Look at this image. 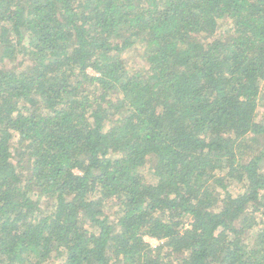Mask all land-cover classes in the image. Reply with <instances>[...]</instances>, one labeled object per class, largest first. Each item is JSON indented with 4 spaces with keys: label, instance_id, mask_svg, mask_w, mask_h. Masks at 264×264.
Wrapping results in <instances>:
<instances>
[{
    "label": "trees",
    "instance_id": "1",
    "mask_svg": "<svg viewBox=\"0 0 264 264\" xmlns=\"http://www.w3.org/2000/svg\"><path fill=\"white\" fill-rule=\"evenodd\" d=\"M0 264H264V0H0Z\"/></svg>",
    "mask_w": 264,
    "mask_h": 264
},
{
    "label": "rangeland",
    "instance_id": "2",
    "mask_svg": "<svg viewBox=\"0 0 264 264\" xmlns=\"http://www.w3.org/2000/svg\"><path fill=\"white\" fill-rule=\"evenodd\" d=\"M152 247H155L157 244H158V242L157 241H155L154 239H151V238H146L145 239Z\"/></svg>",
    "mask_w": 264,
    "mask_h": 264
}]
</instances>
